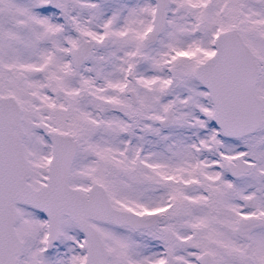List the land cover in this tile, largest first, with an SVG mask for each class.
Masks as SVG:
<instances>
[{"label": "snow or ice", "instance_id": "1", "mask_svg": "<svg viewBox=\"0 0 264 264\" xmlns=\"http://www.w3.org/2000/svg\"><path fill=\"white\" fill-rule=\"evenodd\" d=\"M0 264H264V0H0Z\"/></svg>", "mask_w": 264, "mask_h": 264}]
</instances>
